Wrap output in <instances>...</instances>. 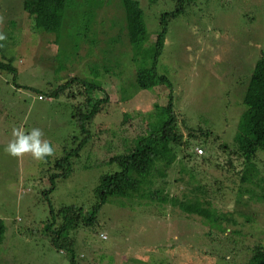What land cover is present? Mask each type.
I'll return each instance as SVG.
<instances>
[{
	"label": "rangeland",
	"instance_id": "1",
	"mask_svg": "<svg viewBox=\"0 0 264 264\" xmlns=\"http://www.w3.org/2000/svg\"><path fill=\"white\" fill-rule=\"evenodd\" d=\"M23 1L0 0V59L12 60L17 68L16 74L0 69V218L6 225L0 264H69V255L52 244L45 230L52 219L51 208L57 211L75 204L92 209L98 201L101 176L117 167L110 159L125 153L123 142L130 144V138L139 133V124L147 128L156 117L154 103L166 105L170 91L180 120L191 128L206 126L220 136L218 141L212 136L205 141L204 137L189 138L182 123L180 129L190 144L179 146L177 152L188 167V150L202 147L207 155L218 157L217 162L223 152L221 169L208 167L206 162L204 179L212 189H221L212 207L235 211L236 223L228 230L230 247L234 237L240 240L235 262L226 249L204 256L209 251L203 245L209 241L205 232L210 225L180 219L179 207L171 205L164 209L167 218L156 217L164 211L154 204L147 212L151 217L137 220L134 215L139 207L133 209L130 201L121 204L116 199L101 210L102 234L82 225L69 235L91 262L106 256L113 259L112 264H127L132 256L142 259L135 264H224V259L227 264L245 263L249 251L242 244L264 245V201L253 202L249 191L239 192L244 189L240 180L243 160L235 153L234 137L238 110L245 109L242 95L264 54V0H196L195 12L188 10L172 21L160 56L158 71L171 79L170 88L159 85L145 90L131 84L143 61L128 40L121 0H69L67 26L56 32L35 28ZM139 2L149 32L147 47L156 40L161 14L173 8L175 0ZM90 63L98 70L90 68L89 72ZM73 75L103 83L110 103L91 124L93 135L81 155L72 156L71 174L55 177L60 172L53 167L55 160L64 150L79 145L80 128L72 111L81 97H51L48 92ZM42 91L44 99L39 96ZM13 127H22L26 133L41 129V139L49 142L53 154L42 160L30 153L20 158L8 155L4 149L13 139ZM222 142L227 146L221 144L219 149ZM255 163L264 177V151H259ZM214 170H218L215 175ZM259 181L261 185L262 178ZM238 196L249 204L238 202ZM179 197L186 199V194Z\"/></svg>",
	"mask_w": 264,
	"mask_h": 264
},
{
	"label": "trees",
	"instance_id": "2",
	"mask_svg": "<svg viewBox=\"0 0 264 264\" xmlns=\"http://www.w3.org/2000/svg\"><path fill=\"white\" fill-rule=\"evenodd\" d=\"M121 1L125 11L128 40L134 45L137 55L142 56L143 61L142 64H139L136 79L131 84L144 90L153 89L159 85H167L170 88L171 79L158 71L160 56L164 51L172 21L185 15L188 10L195 12L196 0H175V6L161 14L156 31V40L147 47L144 44L148 40L149 32L145 21V12L139 0ZM68 2L69 0H24L23 4L26 13L33 19L35 28L56 32L67 26L64 18ZM172 33H174L173 29L169 35ZM92 64L87 65L89 72L90 68L91 70H98ZM0 69L17 73V68L13 65L12 60L0 59ZM76 79L79 80L77 86L74 85ZM102 86L103 83L101 82L84 78L80 80L79 77L73 75L68 80L60 82L57 87L49 90L48 96L51 97L63 94L72 99L81 97L78 105L74 106L72 111V116L80 128L79 145L71 150H64V155L55 160L53 167L60 171L55 173V177H67L71 174L72 156H80L82 149L92 138L91 124L97 114L110 103L109 96ZM43 93L44 91L40 92V99L45 98V93ZM168 97L164 106H160L157 102L154 103V107L157 108L156 117L149 122L147 128L141 127L142 123L139 124L137 127L139 133L130 138V144L123 142L122 147L125 153L115 155L110 159L112 165L116 164L117 167L114 168V171L101 176L100 185L96 190L98 201L92 209L85 210L82 206L75 204L64 205L57 211L51 208L52 219L45 230L50 235L52 244L69 255V264H99L102 261H106V264L113 263V259L106 256L94 257L91 262L85 254L79 252L76 242L69 235V232L77 230L83 225L88 230L96 233L99 230L102 234L104 227L99 219L101 210L104 205L114 203L116 199L119 203L122 202L121 204H127L124 200L130 201V206L133 209H138V206V213L134 215L137 220H143L147 216L151 217V214L148 215L147 212H151L150 206L154 204L161 205L164 213L162 216L156 217H162V219L167 218L168 211L166 214L164 210L165 208L169 210L167 205L179 207L180 219L200 220L210 225L205 232L209 241L204 242L203 245L209 251L204 256H214L217 254L216 251L226 249L230 251L235 262L236 252L241 248V246L239 247L240 240L234 237L233 246L230 247L228 238L231 235L228 233L231 223H236V219L233 218L235 211L232 209L226 212L222 209L218 211L212 207L216 201L215 194L221 189H212L211 183H208L206 178L204 179L206 162L208 167L221 169L219 164H222L220 157H222L223 152L219 154V161L217 162L218 157L213 158L212 155H207L208 151L202 147H199L202 149V152L199 153V148L195 151L188 150V156L184 157L185 160L191 162L190 168L177 152L179 146L190 144L185 137V130L188 131L189 138H191L190 136L204 137V141L208 140L210 136L218 141L220 136L215 134V131L207 129L206 126L192 128L187 126V122L180 120L176 115L178 113L175 111L171 91ZM242 98L245 109L244 111L242 108L238 110L237 120L239 122L234 137L235 153L243 160V173L240 175V180L244 189L241 188L239 192L249 191L247 195L253 202L264 201V177H261L260 169L255 163L259 151H264V54L256 62ZM240 113L242 114L240 115ZM143 118L145 119L144 116ZM182 123L185 130L181 131ZM109 143L112 144L110 140ZM221 144L223 142L219 143V149ZM222 146L226 147L227 145L223 144ZM217 171L214 170V175L218 173ZM187 172L188 177H186ZM259 178L263 180L261 185ZM54 181L53 178V185ZM53 188L54 186L50 190ZM257 190L260 193H257ZM191 192L192 195L187 196ZM228 192L231 190L229 189ZM180 194H186V199L180 198ZM237 200L249 204L248 201H243L240 196ZM58 218H60V222ZM184 222L188 224L186 221ZM139 229L142 230V228ZM5 234L6 225L4 220L0 218V244L4 241ZM154 234L156 235V233ZM192 234L193 232L190 233V235ZM193 238H197L195 234ZM242 246L249 251V255H246L247 259L243 264H264V245L262 243L253 246L248 243L242 244ZM97 253L96 251L95 254ZM130 257L125 261L127 264H135L142 260L140 257ZM224 260L226 261V259ZM225 261L224 264H227Z\"/></svg>",
	"mask_w": 264,
	"mask_h": 264
},
{
	"label": "clouds",
	"instance_id": "3",
	"mask_svg": "<svg viewBox=\"0 0 264 264\" xmlns=\"http://www.w3.org/2000/svg\"><path fill=\"white\" fill-rule=\"evenodd\" d=\"M3 39V37H0ZM43 132L39 128H33L29 132H25L23 128L13 127V139L7 144L4 151L16 158L22 157L26 153H30L36 160H42L46 156L53 154V148L48 141L41 139Z\"/></svg>",
	"mask_w": 264,
	"mask_h": 264
},
{
	"label": "built area",
	"instance_id": "4",
	"mask_svg": "<svg viewBox=\"0 0 264 264\" xmlns=\"http://www.w3.org/2000/svg\"><path fill=\"white\" fill-rule=\"evenodd\" d=\"M40 98H41V96H40ZM198 151H199V152H202V149H201V148H199V149H198Z\"/></svg>",
	"mask_w": 264,
	"mask_h": 264
}]
</instances>
